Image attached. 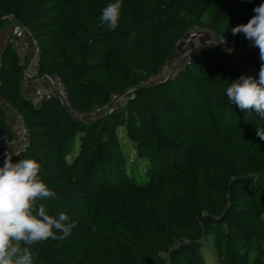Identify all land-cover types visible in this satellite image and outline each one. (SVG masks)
Segmentation results:
<instances>
[{"label": "trees", "instance_id": "obj_1", "mask_svg": "<svg viewBox=\"0 0 264 264\" xmlns=\"http://www.w3.org/2000/svg\"><path fill=\"white\" fill-rule=\"evenodd\" d=\"M108 0H0V28L19 20L37 43L36 70L56 76V96H24V64L0 48L1 106L20 116L26 141L0 145L34 157L55 199L38 201L75 221L67 236L30 247L33 264H264V119L224 95L240 74L231 56L203 42L172 74L183 32L198 27L240 51L258 75L259 49L232 28L260 0H123L118 26L99 24ZM123 100L110 111L77 116Z\"/></svg>", "mask_w": 264, "mask_h": 264}, {"label": "clouds", "instance_id": "obj_2", "mask_svg": "<svg viewBox=\"0 0 264 264\" xmlns=\"http://www.w3.org/2000/svg\"><path fill=\"white\" fill-rule=\"evenodd\" d=\"M123 0H108L98 17L99 24L113 30L118 26ZM246 23L232 28L243 33L250 46L259 49L258 75L241 73L227 84L224 95L240 110L255 111L264 119V0H260ZM256 135L264 141V126H257ZM6 153L0 162V264H33L30 247L58 234L67 236L75 221L61 211L50 214L38 201L55 199L56 193L42 178L41 165L34 157L13 160Z\"/></svg>", "mask_w": 264, "mask_h": 264}, {"label": "built area", "instance_id": "obj_3", "mask_svg": "<svg viewBox=\"0 0 264 264\" xmlns=\"http://www.w3.org/2000/svg\"><path fill=\"white\" fill-rule=\"evenodd\" d=\"M20 29H21V33H23L25 37H21L19 36V34H17V35L9 36L7 40L9 41L17 57L24 64V70L22 72L23 83L25 86L23 88L24 96L30 98L34 102H38L44 98H49L51 96H56L66 106L67 102H66L65 88L61 84L58 77L38 73V71L36 70L37 50H34V44H32L28 40L25 34V29H23L22 27H20ZM202 43L203 42H199L186 48L179 55V57L176 58L177 60H175L174 62L172 61L171 64L165 65L158 74L154 75V77L151 78V80H155L163 75L167 76L172 74L175 69V66L183 64L189 59L191 54L197 53ZM205 43H207L210 46L221 47L225 50V52L227 49V47H225L226 45L230 46L233 50H235V48H233L231 45L226 43L222 38H219L217 36H213V38L206 40ZM31 65L33 66L32 68ZM122 100L123 97L121 96H113L111 101L106 106L96 107L95 109L89 112L77 114V116L80 117H82V115L89 117L96 116L101 112L112 110L113 108L116 107L117 104H120ZM17 117L21 123L20 116L17 115ZM21 132H22L21 139L15 138V141L10 140V142H8L7 136L5 137L0 133V145L7 149L14 146L13 149L14 151L19 150L20 148H22V146L24 145L27 139L26 130L22 125V123H21ZM10 144L13 145L10 146Z\"/></svg>", "mask_w": 264, "mask_h": 264}, {"label": "rangeland", "instance_id": "obj_4", "mask_svg": "<svg viewBox=\"0 0 264 264\" xmlns=\"http://www.w3.org/2000/svg\"><path fill=\"white\" fill-rule=\"evenodd\" d=\"M7 19H9V21H6L5 25H3V27L0 28V45L1 44L3 45V43L6 42V40L8 39V37L12 35L19 34V36L25 37V35L21 33V29L19 25L16 22H14V20H12L11 17L9 18L7 17ZM210 38H213L211 33H208L206 30L198 28V27H193V28L185 30L179 40V43L175 51L174 58L171 60V62L172 61L174 62L175 60H177L176 58H178L179 55L186 48L196 43H199V42H205L206 40ZM225 47H227L226 49L227 54L231 56V62L233 61L232 62L233 66L235 65L238 68L239 74L241 73L249 74V73L255 72V68L253 65L247 64V65L242 66L239 63L240 51L233 50L230 46H227V45ZM32 67L33 66L31 65V68ZM1 109L4 112L6 123L8 124V127L10 129L12 138H9L7 133L2 128H0V133L4 135L5 137L7 136L8 142H10V140L15 141V138L21 139V135H22L21 123L17 115L13 111H11L9 108H7L6 106L5 107L1 106ZM11 145L13 144H10V146ZM13 149H14V146H12L11 148H8V150H13ZM202 254L204 256L206 264H216L215 255H214V252L212 250L210 243L208 244L206 243L205 246L202 248Z\"/></svg>", "mask_w": 264, "mask_h": 264}, {"label": "water", "instance_id": "obj_5", "mask_svg": "<svg viewBox=\"0 0 264 264\" xmlns=\"http://www.w3.org/2000/svg\"><path fill=\"white\" fill-rule=\"evenodd\" d=\"M12 20H14V22H16L23 29L25 28V26L19 20L15 19V18H12ZM0 21H1V19H0ZM32 40L34 42V50H37V43L35 42V40L33 38H32ZM171 60L169 61V64H171Z\"/></svg>", "mask_w": 264, "mask_h": 264}, {"label": "crops", "instance_id": "obj_6", "mask_svg": "<svg viewBox=\"0 0 264 264\" xmlns=\"http://www.w3.org/2000/svg\"><path fill=\"white\" fill-rule=\"evenodd\" d=\"M1 43H2V42H1ZM4 43H5V42H4ZM4 43H3V44H4ZM2 46H3V45L1 44V45H0V48H1ZM24 87H25V86H24V83H23V84H22V89H23Z\"/></svg>", "mask_w": 264, "mask_h": 264}]
</instances>
